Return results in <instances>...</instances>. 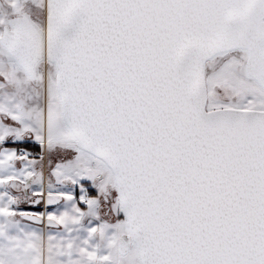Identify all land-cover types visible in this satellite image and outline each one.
I'll use <instances>...</instances> for the list:
<instances>
[{"label": "snow or ice", "instance_id": "obj_1", "mask_svg": "<svg viewBox=\"0 0 264 264\" xmlns=\"http://www.w3.org/2000/svg\"><path fill=\"white\" fill-rule=\"evenodd\" d=\"M0 264H264V0H0Z\"/></svg>", "mask_w": 264, "mask_h": 264}]
</instances>
